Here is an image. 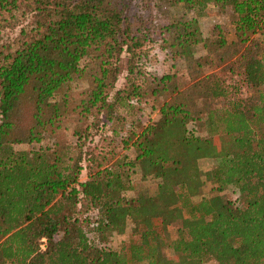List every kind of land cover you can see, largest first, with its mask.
Masks as SVG:
<instances>
[{
	"label": "trees",
	"instance_id": "trees-1",
	"mask_svg": "<svg viewBox=\"0 0 264 264\" xmlns=\"http://www.w3.org/2000/svg\"><path fill=\"white\" fill-rule=\"evenodd\" d=\"M173 1L228 8L233 37L215 26L204 38L194 17L154 32L152 0H136L133 20L115 0H0V30L32 17L18 41H0V264H264V0ZM154 45L187 84L171 71L144 87ZM148 96L162 99L157 116L137 128L132 110ZM89 115L133 158L82 149L98 125ZM202 157L214 161L204 172ZM133 167L151 194L126 197ZM202 176L214 193L199 194ZM229 185L237 204L219 194Z\"/></svg>",
	"mask_w": 264,
	"mask_h": 264
},
{
	"label": "rangeland",
	"instance_id": "rangeland-1",
	"mask_svg": "<svg viewBox=\"0 0 264 264\" xmlns=\"http://www.w3.org/2000/svg\"><path fill=\"white\" fill-rule=\"evenodd\" d=\"M115 3L118 7L122 8L123 13L128 17L129 20H133L136 12V0H115ZM189 17H194L197 20L198 27L200 29V33L204 38H208V36H211L212 32L215 31V26H220V29L223 31L227 39H231L233 37V26L230 21V11L228 8H217L215 6H207L204 9L203 14H197L192 9H189L187 7H184L181 3H175L173 0H152L151 4V28L154 31L157 26L160 25H166L170 23L171 21L175 20H181ZM32 17L26 16L23 18V22L20 25H15L12 28H3L0 30V41L1 42H10L12 40V43L14 44V41H18L19 37H23V32L19 33V30L23 28L29 29V22ZM26 22V24L24 23ZM26 31V30H25ZM24 31V32H25ZM32 30H29V33ZM155 32V31H154ZM28 33V34H29ZM157 35V34H156ZM264 37V36H263ZM193 49L196 51V53H204L205 50L202 47L201 44H195L193 46ZM150 56L146 60V63H144V78L143 84L145 88H149L151 84L154 83L157 76L164 72H174V75L176 77V82L179 85L184 86L187 84V77L186 74L182 68L181 65L177 63V61L172 62L168 59V56L164 53V51L157 46H153L148 48ZM120 73L117 76V79L114 83L115 88L123 87L125 84V55L121 54L120 56ZM171 64V65H170ZM74 84V88H84L87 85V82L84 79L76 80ZM247 89L244 87L241 90L240 96H243L244 93H246ZM161 97L159 96H148L144 98H140L139 101L134 105L132 112L133 115H135V119L139 122L137 123L136 127L140 128L143 124L147 123L148 121H151L152 119L156 118L157 116V107L158 104L161 102ZM216 104V103H215ZM215 106V105H212ZM122 111V110H121ZM123 112V111H122ZM130 113V112H129ZM95 118L98 120V122L95 120ZM85 120V124L88 121L95 120L94 123L97 125V127H92L89 130V134L87 135L86 139L84 140V144L82 145V149L89 150L91 149L93 153L99 152V150H102L103 148H112L111 151V160H114L115 158H133V152L130 147L120 148L118 144H114L112 141L108 142L106 139L105 134L108 133L107 129L102 128V124L104 119L102 116H96L93 117L91 115L85 116L83 118ZM84 125V121L82 122V125ZM198 132L202 135H206V130L203 125L197 126ZM217 143H215L214 150L216 152ZM81 149V150H82ZM108 150V149H107ZM213 159L210 157H202L197 160L198 168L201 170V172L207 171L210 169L213 165ZM82 165V171L79 175V180H83L86 177V170L84 168L85 163L84 161L81 162ZM129 172V178H130V187L128 190L125 191L126 197L133 196L136 194V192H142L144 195H149L153 192L155 188L154 181L149 177H141L140 174L136 171V167H133V170ZM202 183L200 185V193L201 195L207 196L214 191L212 190L213 184L210 183L209 180L205 179L204 176H202ZM220 196L224 200H229L234 204H237L235 197H236V190L233 186H227L221 191H219ZM179 226L178 221H170L167 224V232L170 239H173L176 236V228ZM89 238L92 237V234H88ZM128 236V228H126L123 237L124 240ZM122 239L121 236H116L114 241L112 242V246L114 244H117V241ZM117 246V245H116ZM162 252L165 255L166 260L169 262L174 259L175 254L171 250L170 247H163ZM202 264H215V262L212 259H208L202 262Z\"/></svg>",
	"mask_w": 264,
	"mask_h": 264
},
{
	"label": "crops",
	"instance_id": "crops-1",
	"mask_svg": "<svg viewBox=\"0 0 264 264\" xmlns=\"http://www.w3.org/2000/svg\"><path fill=\"white\" fill-rule=\"evenodd\" d=\"M122 237V236H121Z\"/></svg>",
	"mask_w": 264,
	"mask_h": 264
}]
</instances>
